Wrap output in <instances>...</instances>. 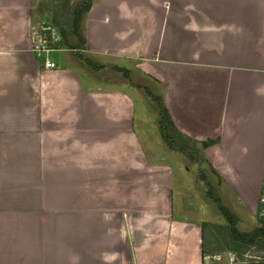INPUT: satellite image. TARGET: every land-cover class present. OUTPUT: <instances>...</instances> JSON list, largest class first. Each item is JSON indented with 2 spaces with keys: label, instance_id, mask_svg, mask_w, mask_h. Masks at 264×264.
<instances>
[{
  "label": "crops",
  "instance_id": "1",
  "mask_svg": "<svg viewBox=\"0 0 264 264\" xmlns=\"http://www.w3.org/2000/svg\"><path fill=\"white\" fill-rule=\"evenodd\" d=\"M34 1L0 0V264H202L229 230L202 178L235 228L256 204L264 0H90L53 67Z\"/></svg>",
  "mask_w": 264,
  "mask_h": 264
},
{
  "label": "rangeland",
  "instance_id": "2",
  "mask_svg": "<svg viewBox=\"0 0 264 264\" xmlns=\"http://www.w3.org/2000/svg\"><path fill=\"white\" fill-rule=\"evenodd\" d=\"M35 1L40 35L51 41L55 49H69L72 53H79L78 48L83 44L82 16L86 12L88 0ZM175 135L172 139L176 145H181L186 154L196 160L198 154L192 143ZM241 212L244 217L239 220L246 221L247 227H236L237 231L249 232L262 227L260 221L253 215ZM206 237L211 251L218 256L214 258V264H264V237L252 241H236L232 238L230 230L223 228L207 229Z\"/></svg>",
  "mask_w": 264,
  "mask_h": 264
},
{
  "label": "trees",
  "instance_id": "3",
  "mask_svg": "<svg viewBox=\"0 0 264 264\" xmlns=\"http://www.w3.org/2000/svg\"><path fill=\"white\" fill-rule=\"evenodd\" d=\"M89 6H90V1L88 0L85 11L88 10ZM147 94L151 97V99L157 104V106L159 108V111H160L159 127H160V132H161L162 137L170 146H172V147H174V148L178 149L179 151L186 154L185 149L182 148L181 145L180 146L176 145L174 140L167 133V127L172 126V123L170 121L168 112L165 109L161 99L158 97H155L154 95L150 94L149 92H147ZM208 143L207 142L203 143V145H207ZM202 180L204 181L207 196L215 203L218 211L221 213V215L224 217V219L229 224V230H230L231 236L234 240H236V241H252L258 237H264V221L259 220V219L258 220L260 221L262 227H257L255 229H253L252 231H249V232L237 231V229L234 227V216L221 204L220 199L216 196L214 189L210 185V183L204 178H202Z\"/></svg>",
  "mask_w": 264,
  "mask_h": 264
},
{
  "label": "built area",
  "instance_id": "4",
  "mask_svg": "<svg viewBox=\"0 0 264 264\" xmlns=\"http://www.w3.org/2000/svg\"><path fill=\"white\" fill-rule=\"evenodd\" d=\"M33 48L37 56L43 57V65L45 67L54 66V62L51 61L48 57V53L55 50V48L52 47L51 41L49 42L45 37L40 35L39 42L35 44ZM252 215L256 219L264 221V164L260 179L259 190L256 197V204L252 210ZM216 257H218L216 253L203 254L202 264H214V258Z\"/></svg>",
  "mask_w": 264,
  "mask_h": 264
}]
</instances>
